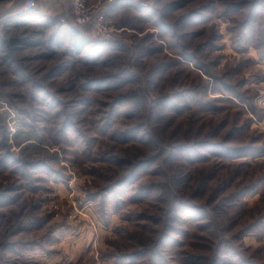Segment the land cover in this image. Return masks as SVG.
<instances>
[{
  "label": "rangeland",
  "instance_id": "1",
  "mask_svg": "<svg viewBox=\"0 0 264 264\" xmlns=\"http://www.w3.org/2000/svg\"><path fill=\"white\" fill-rule=\"evenodd\" d=\"M115 1L0 0V264H264V0Z\"/></svg>",
  "mask_w": 264,
  "mask_h": 264
},
{
  "label": "built area",
  "instance_id": "2",
  "mask_svg": "<svg viewBox=\"0 0 264 264\" xmlns=\"http://www.w3.org/2000/svg\"><path fill=\"white\" fill-rule=\"evenodd\" d=\"M107 3L97 0L89 4L86 0H69L70 13L74 24L79 28L93 26L100 36L109 40L113 37V29L106 13ZM37 8V0H25L23 12L33 13Z\"/></svg>",
  "mask_w": 264,
  "mask_h": 264
},
{
  "label": "crops",
  "instance_id": "3",
  "mask_svg": "<svg viewBox=\"0 0 264 264\" xmlns=\"http://www.w3.org/2000/svg\"><path fill=\"white\" fill-rule=\"evenodd\" d=\"M97 0H86L87 3L92 4ZM106 5V13L112 16L117 12V5L115 0H104ZM116 6V7H115ZM32 14L41 17H59V15H70L69 0H37V8Z\"/></svg>",
  "mask_w": 264,
  "mask_h": 264
},
{
  "label": "trees",
  "instance_id": "4",
  "mask_svg": "<svg viewBox=\"0 0 264 264\" xmlns=\"http://www.w3.org/2000/svg\"><path fill=\"white\" fill-rule=\"evenodd\" d=\"M23 17H32V16L30 14H24ZM71 19H73V18H71ZM69 26L70 27H69L68 31H69L70 37L73 40V44L77 47V51L82 52L83 51V48L85 46H87V39H86V37H85V35H84L83 32L86 31L87 29H90L91 27L90 26H87V27H84V28H79L74 23L73 24H70ZM133 177H134V175H129V176L125 177L123 179V183L122 184H125L126 182H129ZM143 255H144V253H142V252L137 253V258L136 259L141 258ZM158 257L161 260H165V258L162 257V256L161 257L158 256ZM155 259H157V258H155ZM126 260L131 261L132 260V257L131 256L130 257H127Z\"/></svg>",
  "mask_w": 264,
  "mask_h": 264
}]
</instances>
